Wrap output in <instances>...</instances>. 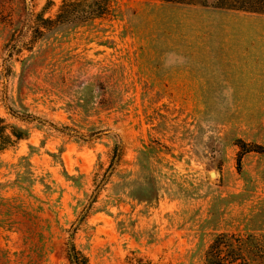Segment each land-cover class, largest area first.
Returning <instances> with one entry per match:
<instances>
[{
    "label": "rangeland",
    "instance_id": "374dc122",
    "mask_svg": "<svg viewBox=\"0 0 264 264\" xmlns=\"http://www.w3.org/2000/svg\"><path fill=\"white\" fill-rule=\"evenodd\" d=\"M213 1L0 0V264H264V15Z\"/></svg>",
    "mask_w": 264,
    "mask_h": 264
},
{
    "label": "trees",
    "instance_id": "16d2710c",
    "mask_svg": "<svg viewBox=\"0 0 264 264\" xmlns=\"http://www.w3.org/2000/svg\"><path fill=\"white\" fill-rule=\"evenodd\" d=\"M149 1H160V2H178L190 1V0H149ZM64 6L62 8L63 19H69V23L76 20L87 22L95 18H102L110 12V0H63ZM186 3V2H185ZM214 5L211 6L218 10L244 12L248 14L264 15V0H214ZM209 7V5H205ZM64 15V16H63ZM66 15V16H65ZM28 132L20 128H14L11 134H7V127L4 120L0 117V148L4 149L13 142V137L16 140H22L27 138ZM148 147L145 146V150ZM150 148V147H149ZM119 144L114 148L115 155H120L121 151ZM143 150V152H146ZM119 151V153H118ZM152 189V186L150 187ZM159 191L153 187V194L150 199L152 202L159 199ZM88 207L85 208V212ZM242 245V241H238ZM235 244L233 238H217L211 246L212 257L217 261L215 264H234L241 260L244 261L241 249ZM69 259L71 264H82L78 253L74 250L70 251Z\"/></svg>",
    "mask_w": 264,
    "mask_h": 264
}]
</instances>
